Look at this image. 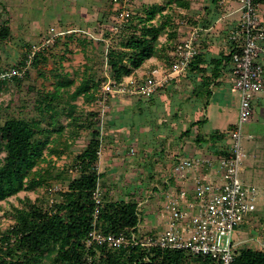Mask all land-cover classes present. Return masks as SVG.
Returning a JSON list of instances; mask_svg holds the SVG:
<instances>
[{
	"label": "rangeland",
	"instance_id": "obj_1",
	"mask_svg": "<svg viewBox=\"0 0 264 264\" xmlns=\"http://www.w3.org/2000/svg\"><path fill=\"white\" fill-rule=\"evenodd\" d=\"M173 2L178 5L176 7L190 8L189 3L186 6L181 4L187 2L186 0H135L132 5L137 17L134 21L137 23L145 17L147 8L153 5L164 7L166 14L170 12L168 14L171 18L168 19L164 33L159 37L158 48H161V44L167 43L163 41L168 30H173L178 19H184L182 14L175 11L177 10L175 6H171ZM199 2L193 5L195 6L193 10L201 11L204 8ZM158 16L157 14L155 17L156 24L165 23V18ZM187 18L190 25L195 23L191 17L187 16ZM114 21L112 0H0V71L24 67L29 60L30 52L41 44L49 31L64 32L71 28H82L98 34L104 24ZM6 25L9 34L3 37L1 28ZM202 33L203 31L199 41L205 39ZM69 35L71 34L61 35L57 39L58 42L50 46L47 51H41L44 52L41 55H45L47 61H42L39 66H31L28 74L19 82L11 79L0 85V125L5 119L13 116L24 118L37 116L38 112L34 109L37 92L52 90L58 74L60 76L67 74L68 77L70 74V78L75 80V84L67 88L57 87L66 94L75 90L86 64L96 72V79L112 80L110 67L107 65V43L90 40L79 33H73L71 37ZM182 37L177 32L176 37L172 39L173 42L168 43V48H172ZM120 41L118 38L110 44L117 47ZM224 42L219 48L215 46L210 48L207 43L200 42V53L219 56V52L225 53L230 49ZM160 59L165 60V58ZM190 75L188 70L183 79L171 82L153 98L125 95L109 99L103 128L100 127L101 121L98 122L100 130L102 129L103 148L99 156L98 170L102 173L100 187L104 192L103 198L130 199L132 194L138 202L147 200L144 208H141L144 218L139 230L143 235L159 233L164 229L161 215L155 211L161 203L152 209L151 194L153 195L161 187L172 184L173 179L169 176L175 160L173 154L184 157L218 152L221 147L216 149L210 144L215 138L210 136L211 133H207L211 126L205 125L204 119L210 118L211 125H217L219 112L225 115L236 113L237 117L239 114V93L231 89L225 97L224 106L219 107L215 104L213 116L206 117L209 112L204 110L210 102V97L207 96L208 94H204L201 99L193 95L187 97L191 92L190 86L195 80L193 74ZM223 76L228 77L226 83L228 86L232 82L229 77L231 72L227 70ZM143 80L144 78H137L134 81L138 85ZM100 88L98 94L102 92V87ZM261 92L254 97L253 115L250 122L243 127L242 149L247 157L243 158L240 178L245 186L256 187L257 192L264 198V186L259 185V176L253 175L255 170L264 172V152L258 151L257 147L264 136V128L259 124L264 109ZM75 103L77 104L75 115L79 118L78 122L84 125H88L91 121L89 114L101 108L100 103L85 101L83 96L78 97ZM63 123L66 127L64 136L59 137L56 142L49 143L44 150L43 159L34 169L44 171L53 167L51 177L35 190L22 191L17 196L0 202V232L13 223L10 209L13 204H19V198L23 199L27 196L45 211H50L54 202H51L52 198L58 199L60 192L66 190L69 179L76 176V156L89 143L92 136L91 128H80V135L69 140L72 126L67 116L63 118ZM231 126L233 125L223 131L218 126V130L214 127L217 132L216 142L227 140L228 135L226 137L225 132ZM187 129L191 130L189 135L184 134ZM197 134H204L207 138L204 142L198 143ZM249 134L252 136L250 137ZM224 144L226 145V142ZM131 147L134 148L135 155L129 153ZM3 155L2 152L1 156ZM246 175L254 180L246 181L244 179ZM257 208L258 219L255 221L252 218L248 224L240 228L244 231L243 237H238L235 229L233 238L243 240L264 235V203L261 200L258 201ZM246 245L244 243L241 246ZM42 264L47 263L44 260Z\"/></svg>",
	"mask_w": 264,
	"mask_h": 264
},
{
	"label": "trees",
	"instance_id": "obj_2",
	"mask_svg": "<svg viewBox=\"0 0 264 264\" xmlns=\"http://www.w3.org/2000/svg\"><path fill=\"white\" fill-rule=\"evenodd\" d=\"M173 4L176 3L173 2L171 6ZM181 4L186 6L187 2ZM163 9L165 8L156 5L147 8L145 17L138 20V23L134 21L137 18L134 12L118 36L121 40L118 46L107 48V65L113 81L122 82L152 57L165 58L167 64L171 63L170 52L176 43L172 48L168 47L177 34L176 30H168L167 43L161 44V48L157 46L159 37L171 18L168 14L170 12L166 14ZM156 13L158 18H165V23L156 24ZM6 26L1 28L3 37L9 34L8 25ZM233 52L234 49L231 48L229 52L219 56L201 53L196 56L189 68L190 74L195 78L190 97H198L202 90L209 93L211 85L220 83L219 79L225 71L232 73ZM42 53H36L23 77L13 79L19 82L28 74L31 66L46 62L47 58ZM96 75L92 67L86 64L79 84L73 92L66 94L57 87L67 88L74 85L75 80L70 78V74L69 77L67 74H58L56 87L37 92L34 103L37 116H13L0 125V202L17 196L22 191L35 190L51 177L53 167L44 171L34 169L43 159L44 150L49 143L64 136L65 116L72 126L69 140L77 138L83 127H90L92 135L87 146L76 156V176L69 179L66 190L60 192L58 199L52 198L54 202L50 211H45L27 196L19 198L18 205L11 206L13 223L0 232V264H42L44 260L47 264H215L208 258L190 255L183 250H146L138 246L109 249L95 246L88 252L85 251L84 241L93 228L97 208L93 196L100 187L102 177L98 170L102 134L98 125V110L89 114L91 121L84 125L78 122L79 118L75 115V101L83 96L85 101L98 103L100 87L107 79L98 80ZM190 133V129L184 132L185 135ZM211 137L215 138L217 135L214 133ZM205 139L203 134L196 136L198 143ZM138 207V200L132 194L130 199L102 196L96 227L103 233H118L127 228H136L139 225ZM233 264H264V250L257 245L240 247L234 253Z\"/></svg>",
	"mask_w": 264,
	"mask_h": 264
},
{
	"label": "built area",
	"instance_id": "obj_3",
	"mask_svg": "<svg viewBox=\"0 0 264 264\" xmlns=\"http://www.w3.org/2000/svg\"><path fill=\"white\" fill-rule=\"evenodd\" d=\"M234 1L239 19L229 35L233 44L232 89L239 93L240 110L238 120L226 132L229 143L216 153L196 156H177L173 162L170 179L175 184L161 187L153 195V201L161 203L157 212L161 215L164 227L162 232L143 235L140 224L147 200L138 202L139 225L118 233H103L97 227L99 206L102 204L103 189L98 187L94 194L97 204L94 213L93 228L84 243L85 251L95 246L109 249L141 247L183 250L190 255H200L215 264H233L235 251L246 243L257 245L264 250V235L248 237L243 240V226L252 218H257V205L261 195L256 187L245 186L240 178L244 152L242 147L243 127L253 115V99L264 89V27L258 12V0H222ZM135 0H112L115 21L104 24L98 34L87 29H69L64 32H50L39 46L29 54V60L21 69L9 68L0 71V85L14 77H23L36 53L46 51L57 42L61 35L79 33L92 40L110 43L118 39L123 28L129 23ZM179 13L180 7H176ZM197 24H189L186 19L177 20V32L180 39L170 52L171 63L151 70L148 76L135 84L126 78L117 83L109 79L103 86L98 100L100 127L103 128L107 102L111 98L130 95L149 98L169 85L174 79L185 76L191 63L200 54V36L203 27L202 16L196 17ZM102 134V129H101ZM251 137L252 135L249 134ZM103 145L98 151L102 153ZM129 153L135 155L133 147ZM168 183V182H167ZM53 202V199L51 200ZM254 242V243H252ZM246 245V246H247ZM245 246V247H246Z\"/></svg>",
	"mask_w": 264,
	"mask_h": 264
},
{
	"label": "crops",
	"instance_id": "obj_4",
	"mask_svg": "<svg viewBox=\"0 0 264 264\" xmlns=\"http://www.w3.org/2000/svg\"><path fill=\"white\" fill-rule=\"evenodd\" d=\"M186 1H187V4L188 3L190 4V8L180 7V9L182 10V12L180 14L183 15L182 17L184 19L189 21L187 16L189 18L191 17L195 21V23H193V24H197V22L195 20L196 17L198 15L202 16V20H201V25L203 27V30H202L203 33L202 34L204 35L205 39L204 40L201 39L200 42H204L203 44L207 43L209 45L208 47H210V48H213L214 46L219 48L220 46H222L223 42L225 41L227 43V46L230 48L229 50L225 51V53L229 52L231 50V48H233V44L229 40V35H230L231 31L235 28V26L238 22V19H239V12L236 11V9H237L236 2H234V1H222V0H215V1L214 0H186ZM198 1H200L199 3L202 5V7H204L201 11L200 10L199 11L193 10V8L195 7L193 5L196 4V2H198ZM172 9L174 10L175 8H172ZM175 11H177V10H175ZM258 12H259V16L261 19V24L264 27V0H260L259 6H258ZM174 27L175 28H173V29H175L177 31V25ZM165 36H166V38H164L163 43L168 41L167 34H165ZM175 37H176V35H175ZM171 42H173V40H171L170 43ZM205 47H207V46L205 45ZM222 53L223 52H219V55ZM165 65H166V63L164 60H161L159 57H152V58L148 59L147 61H145V63L140 68H138L132 75L127 76L126 80H130V79L137 80V78L138 79L139 78L145 79L148 76V74L151 72V70L158 68V67H161V66H165ZM183 77H185V76L178 77V78L174 79L173 81H175V80L177 81L178 79H181V78L183 79ZM229 77L232 80V75ZM173 81H172V83H173ZM219 81H220V83H218L216 85H211V87L209 88V93L206 92L207 90H205V91L202 90L200 95H199L200 99L202 97H204V94H208L207 96L210 97V99H209L210 102H209V104H207V107L204 110L205 112H209V115L208 116L206 115V117H212L213 116V108H214L215 104H217L219 107L224 106L225 97L227 96V93L232 89V83L233 82H231L230 84H228V86H226V83L228 82V77L226 78L225 76H222V78L219 79ZM192 84L190 86V91L193 89ZM232 91H233V89H232ZM211 95H213L212 99H211ZM260 96H261V102L264 105V89L262 90ZM187 97H189L188 94H187ZM262 108H264V107H262ZM217 118H218L217 125L216 124L211 125L210 118L204 119L205 125L210 124V126H211L210 127L211 129L207 132V133H211L210 136H212V134H214V133H217V132H215V130L217 129V126L219 129H221V131H223V129L229 127L230 125H233L238 119L236 113H228L227 115H225L221 112H219L217 114ZM261 118H262L261 123H259V124L262 126V128H264V109H263V116ZM214 127H216V129ZM202 132L205 133L204 130H202ZM227 135L228 134L225 132L226 137H227ZM205 138H207V136H205ZM216 139H217V137H215V140H212V143H210L212 146L216 147V149H218V147H221V148L226 147L230 141L229 136L227 137V140L223 139L221 141L216 142ZM261 139L262 140H260L258 142L257 147H258V151L261 150V152H264V136ZM224 142H226V145L224 144ZM210 152H214V151H210ZM208 153L209 152H207V154ZM244 155H245L244 158H246L247 155L245 152H244ZM173 156L175 159L177 156H180V155L179 154L177 155L176 153H174ZM255 171L256 172L253 175H255V174L258 175L259 176V180H258L259 185L264 186V172L258 171V170H255ZM244 179L246 181L254 180V178H252L249 175H246ZM173 183L175 184L174 180H172V184ZM261 201L264 203V198L262 197V195H261ZM151 202H152V209L154 207L156 208L157 206H155V205H158V202L153 201V200H151Z\"/></svg>",
	"mask_w": 264,
	"mask_h": 264
}]
</instances>
